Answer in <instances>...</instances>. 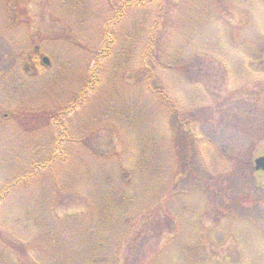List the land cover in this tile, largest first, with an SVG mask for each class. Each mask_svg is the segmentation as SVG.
Instances as JSON below:
<instances>
[{"label":"rangeland","instance_id":"1","mask_svg":"<svg viewBox=\"0 0 264 264\" xmlns=\"http://www.w3.org/2000/svg\"><path fill=\"white\" fill-rule=\"evenodd\" d=\"M144 1L0 0V264H264V0Z\"/></svg>","mask_w":264,"mask_h":264},{"label":"trees","instance_id":"2","mask_svg":"<svg viewBox=\"0 0 264 264\" xmlns=\"http://www.w3.org/2000/svg\"><path fill=\"white\" fill-rule=\"evenodd\" d=\"M147 1H149V0H147ZM143 2H146V1H143ZM164 2H165V0H158V3H159V5H158V17H160L161 16V14H162V12H163V9H164ZM149 45V44H148ZM147 54V53H146ZM145 54V55H146ZM143 66L144 67H146L147 68V66H145V63L143 64ZM149 78H151V76L149 75L148 76ZM151 91L152 92H158V94L160 93L159 92V89L157 90H155V89H151ZM158 96H160V95H158ZM161 100V99H160ZM162 101V100H161ZM160 101V102H161ZM162 103V102H161ZM3 192H5V191H3ZM2 192V193H3ZM4 195V194H3ZM121 207V211H125L124 210V207H126V205L124 206V205H121V202H118V204H117V207L116 208H120ZM118 217V216H117ZM118 219H119V217H118ZM117 219V220H118ZM114 220H115V217H114ZM121 224H123V222H120L119 224H116V222L113 224V226H118V225H121ZM114 227H110V226H108V227H106V228H104V229H102V231H104V232H108V234L110 235V233L109 232H113L114 231ZM87 235H88V240H87V243L86 244H84L83 246H82V248H81V252L83 253V254H85V252H88L89 251V248H90V246L91 245H94V243L97 241V242H101V240L100 239H96L95 241H93L92 239H91V234L90 233H87ZM95 238V237H94ZM96 238H98V237H96ZM0 239L4 242V243H9V245L11 246V248H12V250H16V251H18V252H20V248L18 247V245L16 244V243H14V242H12V241H10V240H8V239H5V237L4 236H0ZM82 238H79V240L77 241V242H79L80 240H81ZM78 245L80 246V244L78 243ZM78 250V249H77ZM64 256L63 257H55V259H56V263L55 264H65L64 262H63V260H65L66 261V263L67 264H74L73 263V259H74V256H72V254H74V253H71V252H67V251H63V252H61ZM24 254H25V256H26V258L27 259H29V254H28V252L26 251V249L24 250ZM24 254H22L23 256H24ZM88 255L92 258V262H93V264H100L99 263V260H101L100 258H98L99 257V255L98 256H96V255H90L89 254V252H88ZM75 256H76V258H78L79 257V255L78 254H75ZM54 258L52 259L51 258V260H52V262H53V260H55ZM76 262H77V260H76Z\"/></svg>","mask_w":264,"mask_h":264},{"label":"water","instance_id":"3","mask_svg":"<svg viewBox=\"0 0 264 264\" xmlns=\"http://www.w3.org/2000/svg\"><path fill=\"white\" fill-rule=\"evenodd\" d=\"M254 168L257 170H264V154L254 158Z\"/></svg>","mask_w":264,"mask_h":264},{"label":"flooded vegetation","instance_id":"4","mask_svg":"<svg viewBox=\"0 0 264 264\" xmlns=\"http://www.w3.org/2000/svg\"><path fill=\"white\" fill-rule=\"evenodd\" d=\"M38 59H39V57H35V58H34V61H33V62H34L36 65L38 64V62H37ZM35 68H36V67H35Z\"/></svg>","mask_w":264,"mask_h":264}]
</instances>
